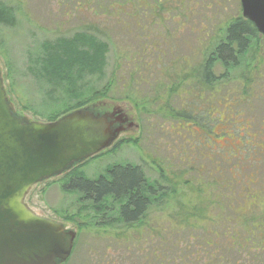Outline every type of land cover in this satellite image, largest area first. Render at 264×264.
<instances>
[{"label": "rangeland", "instance_id": "rangeland-1", "mask_svg": "<svg viewBox=\"0 0 264 264\" xmlns=\"http://www.w3.org/2000/svg\"><path fill=\"white\" fill-rule=\"evenodd\" d=\"M0 2L13 10V26L0 24V73L16 114L46 122V116L66 100L61 89L30 73L29 58L41 52V44L79 30L94 33L108 43L107 63L102 74L88 75L83 83L98 89L109 83L111 94L81 108L95 105L94 112L101 114L114 104L124 106L136 126L118 140L131 137L136 142L124 143L82 164V169L93 178L114 163L130 162L151 179L160 180L169 192V202L162 210L151 206L139 223L112 226L96 223L90 218L91 210L72 221L65 219V214L79 206L77 195L61 187L63 183L57 181L61 175L39 181L26 195L27 206L76 232L75 251L62 264L195 263V255L187 252H196L199 244L186 228L180 231V221L185 210L194 212L191 209L201 205L214 167L225 176L231 163L244 158L243 173L237 167L232 171L239 182L247 189L264 184V173L251 153L264 151V38L259 43L252 41L247 53L238 57L241 65L231 71L214 64L213 77L227 73L212 84L216 94L210 95L211 87L201 78L202 66L222 30L242 16L240 0ZM196 109L207 115L204 122L199 123L203 113ZM185 113L190 123L178 121L185 119ZM227 157L231 159L228 164L222 162ZM52 179L56 183L49 184ZM260 216L261 212L254 218ZM199 225L192 230L198 236L206 226ZM252 229L255 234L248 247L223 252L224 264H264V245L255 246L264 235V220ZM239 230L240 237L248 236L244 226ZM209 242L204 244L216 246ZM184 251L188 256L183 260ZM206 251L212 252L199 250V264H206ZM214 251L210 262L218 264L219 250Z\"/></svg>", "mask_w": 264, "mask_h": 264}, {"label": "trees", "instance_id": "trees-1", "mask_svg": "<svg viewBox=\"0 0 264 264\" xmlns=\"http://www.w3.org/2000/svg\"><path fill=\"white\" fill-rule=\"evenodd\" d=\"M13 18V10L0 2V24L7 27L13 26ZM221 33L216 47L211 48L212 52H210L201 71L203 84L212 88H210L211 96L216 94L212 84L227 74H221L220 78L213 77L211 70L215 67L214 64H221L229 72L241 65L238 57L240 58L247 53V48L252 46V41L258 42V34L252 22L244 19L243 16L234 19ZM40 51L37 55H32L29 58L30 73L52 85V87L61 89L66 95V100L61 104L62 107L49 113L46 116V121H55L70 111L78 110L89 102L99 101L100 98H107L111 94L109 83L100 89L93 86L86 87L83 83L88 75L99 76L102 74L107 63L108 43L94 33L88 30L75 31L70 36L57 37L53 41L43 42ZM199 94L203 95L201 92ZM195 100L199 101L198 106L202 104H200L197 96ZM93 107L89 109L95 111ZM196 112L198 114L203 113L198 109ZM187 114L185 113V117L183 116L185 119L178 121L190 123L186 120ZM173 115L177 117L176 113ZM206 119L207 115L203 113L199 123ZM135 142L136 139L131 137L121 138L102 152L84 159L82 162L74 163L64 173L59 174L61 176L57 181L63 183L61 187L65 191L77 195V203L79 204L75 212L64 215L65 219L72 221L77 216L89 215L91 210L90 218L95 219L96 223L112 226L118 224L133 225V223H139L146 216L149 207L152 206L156 210L164 208L169 202L168 190L162 186L160 180L157 181L147 176L137 164L134 165L130 162L114 163L108 166L103 174L93 178L87 176L82 169V164L110 153L124 143ZM229 157L233 161L236 159L235 156ZM229 157L224 158L222 162L226 160L225 163L228 164L231 160ZM244 160L240 157L231 163L224 170L227 172L225 176L222 175L223 170L216 165L212 173L208 174L210 187L201 205L193 207L191 210L194 212L185 210L187 212L185 215L183 214L184 217L180 221L182 226L180 231L184 232L183 229L186 228L189 232L188 236L197 239L196 243L199 244V249L196 252H187L191 256L192 254L195 255L192 257H195L196 262L192 264H199L198 253L201 248L212 250V252H204L208 257L206 264H214L210 261L216 255L215 248L219 250L217 257L220 263L218 264L227 263L222 261L225 257L223 252L241 251L244 247H248L250 238L252 239L251 236L255 234V230L252 229L253 224L264 220L262 219L264 218V192L261 190L264 189V184L262 188L259 186L256 189L251 187L247 189L232 172L237 167L238 171L240 169V172L243 173ZM253 177L257 184L255 175ZM54 183L56 181L53 179L49 182V184ZM172 192H175V189ZM260 212L262 216L255 219L254 215ZM199 224L206 226L202 230V234L198 236L192 230L194 227L200 226ZM238 225L239 229L244 226L248 230L246 238L240 237L242 232L237 229ZM219 237L220 240L217 241ZM206 240L216 244V246L204 244ZM262 240H264V235L261 236L260 243L251 245L261 248L264 245ZM75 245L76 241H74L72 253L75 251ZM187 253L184 251L183 260L184 257L188 256Z\"/></svg>", "mask_w": 264, "mask_h": 264}, {"label": "water", "instance_id": "water-1", "mask_svg": "<svg viewBox=\"0 0 264 264\" xmlns=\"http://www.w3.org/2000/svg\"><path fill=\"white\" fill-rule=\"evenodd\" d=\"M242 16L264 36V0H240ZM73 110L55 121L18 116L0 73V264H59L73 251L76 232L38 215L25 203L39 181L112 146L121 131L115 113Z\"/></svg>", "mask_w": 264, "mask_h": 264}, {"label": "flooded vegetation", "instance_id": "flooded-vegetation-1", "mask_svg": "<svg viewBox=\"0 0 264 264\" xmlns=\"http://www.w3.org/2000/svg\"><path fill=\"white\" fill-rule=\"evenodd\" d=\"M245 19V18H244ZM252 25L254 26V24L252 23ZM255 30L257 31L256 27L254 26ZM257 34H258V41H260L261 39L264 38V36H262L259 31H257ZM217 44H215L214 47H216ZM213 47V48H214ZM118 104H114L112 106H110L109 109L105 110L104 112L106 113H110L112 112V110L114 109V107H116ZM14 112H15V108H14ZM16 113V112H15ZM115 118H120L122 120L121 123L119 122H114L113 123V127H120L121 128V131L120 133L118 134L117 138L115 139L118 140L119 137H121L122 134H124L125 132L129 131L130 129L134 128L136 125H133V122H132V118L129 116V114H127L124 106L121 105V111L120 112H116L115 114ZM262 130H264V126L261 127ZM255 134V137L258 135L259 137V133L256 131L254 132ZM264 134V133H263ZM262 134V135H263ZM114 141V142H115ZM113 142V143H114ZM253 157H254V160H255V163L258 165L257 168L260 169V171H263L264 173V151L261 150V149H254L253 150Z\"/></svg>", "mask_w": 264, "mask_h": 264}]
</instances>
